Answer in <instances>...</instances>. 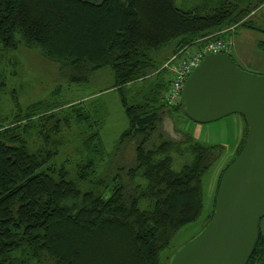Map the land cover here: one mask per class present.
I'll return each mask as SVG.
<instances>
[{
  "label": "trees",
  "instance_id": "1",
  "mask_svg": "<svg viewBox=\"0 0 264 264\" xmlns=\"http://www.w3.org/2000/svg\"><path fill=\"white\" fill-rule=\"evenodd\" d=\"M262 3L0 0V55L20 47L39 50L76 85L109 68L114 82L107 89L119 91L128 118L117 149L109 151L100 97L36 101L23 109L13 94L12 119L0 112V264H161L168 250L167 264L183 243L175 245L181 230L202 217L205 180L224 151L186 132L181 140L163 134L165 114H184L180 101L166 100L172 67L207 41L226 40L238 26L264 33L248 18ZM258 46L264 51V39ZM167 49L166 61L154 57ZM5 87L0 78V98ZM73 125L75 180L63 162H55L64 143L58 137ZM126 147L132 149L129 161L122 154ZM178 160L183 164L176 169ZM213 207L214 199L202 227ZM263 219L246 264H264Z\"/></svg>",
  "mask_w": 264,
  "mask_h": 264
},
{
  "label": "water",
  "instance_id": "2",
  "mask_svg": "<svg viewBox=\"0 0 264 264\" xmlns=\"http://www.w3.org/2000/svg\"><path fill=\"white\" fill-rule=\"evenodd\" d=\"M180 102L196 123L239 113L246 135L221 172L209 219L167 264H246L264 217V75L241 68L230 54L209 53L185 80Z\"/></svg>",
  "mask_w": 264,
  "mask_h": 264
},
{
  "label": "rangeland",
  "instance_id": "3",
  "mask_svg": "<svg viewBox=\"0 0 264 264\" xmlns=\"http://www.w3.org/2000/svg\"><path fill=\"white\" fill-rule=\"evenodd\" d=\"M192 1L194 0H176V3L183 7ZM248 18L258 27L264 28V8L253 11ZM227 39L232 45V56L241 68L264 75V51L258 46L259 41L264 39L263 32L238 26L232 29V32L227 35ZM172 45L174 43L168 48ZM154 57L164 62L171 57L170 49L159 54L154 53ZM0 78L6 82L5 92L0 98V112L4 114L5 118L6 115L8 116L6 120L12 119L11 114L16 109L13 101L14 93H17L23 109L36 101L52 102L58 99L60 101L74 100V102H79L82 99L100 97L99 103L102 102L107 109L106 119L101 130L104 143L109 151L115 149L121 132L128 127V118L121 105V94L117 89H107L114 82L112 71L109 68L97 71L89 83L71 84L61 76L58 63L41 55L39 50L20 47L16 51H9L0 55ZM155 79L153 77L151 82H154ZM102 89L105 90L100 91ZM162 131L165 136L175 140L183 139V133L186 132L194 140L224 146L223 154L214 164L209 177L205 180V208L202 217L196 223L181 230L178 236L179 240L175 243L178 245L201 229L205 215L212 207L218 172L235 156L240 149L242 138L245 137V121L239 113H233L208 123L193 122L182 112L167 113L163 116ZM33 134L36 136V131ZM77 135L78 132L73 125L71 128L69 127V132L62 133L58 137L64 143L58 147L60 153L55 158L56 163L63 162V166L70 170V178L73 180L76 179L75 171L79 151ZM157 135L155 134L153 138L156 142L160 140ZM33 141L34 139L30 140V143L33 144ZM123 152L124 158L129 161L132 158V149L126 147L122 150V154ZM182 164L181 160L175 161L174 167L179 169ZM99 176L101 177V172ZM261 225L264 226V219ZM167 254L168 250L162 252L161 264L166 261Z\"/></svg>",
  "mask_w": 264,
  "mask_h": 264
},
{
  "label": "built area",
  "instance_id": "4",
  "mask_svg": "<svg viewBox=\"0 0 264 264\" xmlns=\"http://www.w3.org/2000/svg\"><path fill=\"white\" fill-rule=\"evenodd\" d=\"M223 52L230 54L232 45L228 40L214 39L207 41L203 46L188 53L186 60L179 61L172 67L173 79L168 95L167 103L174 105L180 101L181 91L185 80L192 70L199 65L201 60L209 53Z\"/></svg>",
  "mask_w": 264,
  "mask_h": 264
},
{
  "label": "crops",
  "instance_id": "5",
  "mask_svg": "<svg viewBox=\"0 0 264 264\" xmlns=\"http://www.w3.org/2000/svg\"><path fill=\"white\" fill-rule=\"evenodd\" d=\"M264 8V3H262V5L258 8L259 10ZM232 52H233V49H232Z\"/></svg>",
  "mask_w": 264,
  "mask_h": 264
},
{
  "label": "bare ground",
  "instance_id": "6",
  "mask_svg": "<svg viewBox=\"0 0 264 264\" xmlns=\"http://www.w3.org/2000/svg\"><path fill=\"white\" fill-rule=\"evenodd\" d=\"M195 68H196V67H195ZM195 68H194V69H195ZM194 69H193V70H194ZM193 70H192V71H193Z\"/></svg>",
  "mask_w": 264,
  "mask_h": 264
}]
</instances>
